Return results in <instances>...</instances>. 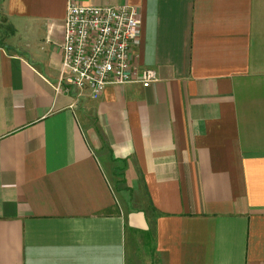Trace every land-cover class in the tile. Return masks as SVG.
<instances>
[{"label": "crops", "instance_id": "0c3cea01", "mask_svg": "<svg viewBox=\"0 0 264 264\" xmlns=\"http://www.w3.org/2000/svg\"><path fill=\"white\" fill-rule=\"evenodd\" d=\"M68 1L0 0V264H264V0H73L156 74L95 98L55 89Z\"/></svg>", "mask_w": 264, "mask_h": 264}, {"label": "built area", "instance_id": "2783aa9c", "mask_svg": "<svg viewBox=\"0 0 264 264\" xmlns=\"http://www.w3.org/2000/svg\"><path fill=\"white\" fill-rule=\"evenodd\" d=\"M139 27V13L132 6L92 7L69 0L56 91L95 98L108 85L149 87L156 74L136 61Z\"/></svg>", "mask_w": 264, "mask_h": 264}, {"label": "rangeland", "instance_id": "374dc122", "mask_svg": "<svg viewBox=\"0 0 264 264\" xmlns=\"http://www.w3.org/2000/svg\"><path fill=\"white\" fill-rule=\"evenodd\" d=\"M87 119H88V121H89L90 129L94 132V134H96V136H98L99 133H98V130H97V126H96V124H95V120H94L90 115L87 116ZM98 137H99V136H98ZM100 148H101V150H104V148H103L102 145H100ZM110 183H111V185L114 186V182H113L112 179L110 180Z\"/></svg>", "mask_w": 264, "mask_h": 264}]
</instances>
